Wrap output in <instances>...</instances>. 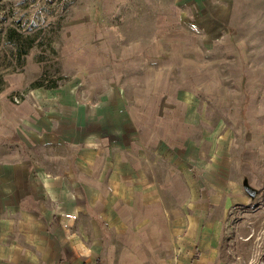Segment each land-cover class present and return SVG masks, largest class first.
Masks as SVG:
<instances>
[{
	"label": "rangeland",
	"instance_id": "obj_1",
	"mask_svg": "<svg viewBox=\"0 0 264 264\" xmlns=\"http://www.w3.org/2000/svg\"><path fill=\"white\" fill-rule=\"evenodd\" d=\"M0 78V264H264V0H0Z\"/></svg>",
	"mask_w": 264,
	"mask_h": 264
},
{
	"label": "trees",
	"instance_id": "obj_2",
	"mask_svg": "<svg viewBox=\"0 0 264 264\" xmlns=\"http://www.w3.org/2000/svg\"><path fill=\"white\" fill-rule=\"evenodd\" d=\"M6 35H7L6 36L7 43L10 42V40H13V42L15 43L14 50H16V58L17 61L20 63L21 67H23L25 58L30 53L31 48L33 47L34 38L31 36H24L17 30H11V29L10 31L7 32ZM41 86H42L41 84H38V87Z\"/></svg>",
	"mask_w": 264,
	"mask_h": 264
},
{
	"label": "crops",
	"instance_id": "obj_3",
	"mask_svg": "<svg viewBox=\"0 0 264 264\" xmlns=\"http://www.w3.org/2000/svg\"><path fill=\"white\" fill-rule=\"evenodd\" d=\"M71 98L70 97H68L67 98V100H61V102H63L62 104H71ZM105 112V108L103 107L100 111H99V117L101 116L102 118H103V116H104V113ZM73 112H71L67 117H65L67 120H69L70 122L73 120L74 121V123H75V132H78V125L79 126H82V118H81V112L80 111H78V112H74L73 114H72ZM104 118H105V116H104ZM59 137H60V139H61V141L62 140H65L66 139V141H68V138H67V134H66V132L64 131V129H62V132H61V134L59 135ZM57 138V137H56ZM77 141V143H78V140H76ZM82 141V140H81ZM91 146H93V145H91ZM177 255V257H176V263L175 264H183L185 261L183 260V255H181V254H176ZM159 258H161V256H158ZM171 263H172V261H171Z\"/></svg>",
	"mask_w": 264,
	"mask_h": 264
},
{
	"label": "water",
	"instance_id": "obj_4",
	"mask_svg": "<svg viewBox=\"0 0 264 264\" xmlns=\"http://www.w3.org/2000/svg\"><path fill=\"white\" fill-rule=\"evenodd\" d=\"M243 189L251 198H255L257 193L256 191L250 186L248 180H245L243 183Z\"/></svg>",
	"mask_w": 264,
	"mask_h": 264
}]
</instances>
